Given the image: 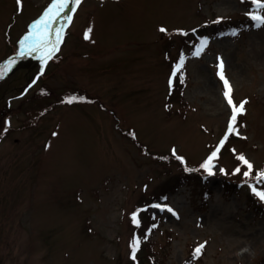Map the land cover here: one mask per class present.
Listing matches in <instances>:
<instances>
[{
	"label": "rangeland",
	"instance_id": "374dc122",
	"mask_svg": "<svg viewBox=\"0 0 264 264\" xmlns=\"http://www.w3.org/2000/svg\"><path fill=\"white\" fill-rule=\"evenodd\" d=\"M51 3L0 0V67L14 61L0 78V264H264V200L251 191H264V25L207 33L199 56L185 48L219 18L264 9L252 0H81L62 14L72 20L47 63L12 56ZM221 61L234 102L247 101L245 124L209 175L201 164L231 117ZM185 171L208 174L206 186L155 197ZM228 177L238 189L227 191ZM154 200L146 212L156 227L133 260L130 244L149 225L135 226L133 213Z\"/></svg>",
	"mask_w": 264,
	"mask_h": 264
},
{
	"label": "snow or ice",
	"instance_id": "6c2138e0",
	"mask_svg": "<svg viewBox=\"0 0 264 264\" xmlns=\"http://www.w3.org/2000/svg\"><path fill=\"white\" fill-rule=\"evenodd\" d=\"M17 3H20V0H17ZM72 3L73 7L71 11H75V6L79 5L81 3V0H52V3L48 6V8L44 11L42 16L37 19L31 26L28 33L24 36V38L20 41V45L22 48V51L20 55H24L25 52L27 54H31L33 52H40L41 60L43 63H47L49 59H51L52 55L59 50V45L62 42L64 29L67 26L68 23L71 22L72 16L71 15H62L65 13L66 9H69V4ZM252 3L255 5V7L259 9H264V0H252ZM251 20L256 22V26L259 27L261 25H264V15H261L259 11L257 12H250L248 13ZM58 21H63V23H60L58 27H53L54 24H57ZM161 32L166 31L165 29L161 28ZM91 32V29L88 30V32L85 33V39L89 38V33ZM233 35H236L235 32L232 33ZM207 44L206 40H202L200 45L196 48V51L194 55L199 56L205 45ZM14 63V61H9L6 65L0 67V78L7 73L11 65ZM183 57H181L179 63L176 64L175 69L172 73V76L175 77L178 72L181 71L183 68ZM219 72L218 76L220 80L223 82L224 91L223 96L227 102V104L231 108V117H230V123L228 125V134L236 133L239 134L236 131L235 123L237 120V116L242 114L245 111V104L247 101H241L239 105H237L233 98H232V86L230 85L228 79L224 76L223 73V62L221 61L219 64ZM171 84V79L169 81ZM69 103L72 101L69 100ZM227 140V135L220 141V145L214 150L208 158L204 161L203 164H201V168H203L209 175H212V168H213V161L217 158L220 147H222ZM173 154L175 155V150H173ZM177 159L182 160V157H177ZM239 160L243 162L244 165L247 166L248 171H245L243 175L245 177H249L252 174V164L243 156L240 155L238 157ZM223 171V170H221ZM241 170L240 168H236L235 172L239 173ZM258 181H264V171H261L257 175ZM251 191L259 197L260 200H264V191L258 190L255 187L251 188ZM159 207V205H157ZM171 211V209H169ZM132 221L134 224H139V221L137 219L136 213H133ZM131 247V257L133 260L136 259V252L138 251L140 247V240L138 238H134L130 244ZM203 248V245L198 246L195 249V254L199 255L201 250Z\"/></svg>",
	"mask_w": 264,
	"mask_h": 264
},
{
	"label": "trees",
	"instance_id": "16d2710c",
	"mask_svg": "<svg viewBox=\"0 0 264 264\" xmlns=\"http://www.w3.org/2000/svg\"><path fill=\"white\" fill-rule=\"evenodd\" d=\"M248 13H246L244 16L239 17V18H233V17L232 18H219L218 20H216V22L209 23L207 26H203V28H201V32H202L201 35L195 37V35L191 33V35L186 37L185 41H186V44L188 46H185V48L189 47L187 49H188V51L190 49L191 50V55H193L195 53V51H196V48L200 45V43L202 41V40H200L201 37L203 36V38L205 39V38H207V36H209L207 33H210V34L229 33V34L233 35L232 34L233 32L238 34L242 29L247 28L249 26H253L254 24H256V22L251 20V18L248 15ZM185 48H182L181 50H183ZM18 53H14V54H12V56H14V55H16ZM182 54H185L184 57L187 55L185 53V50L182 51ZM25 57L27 59L34 60L30 56H25ZM183 60H184V58H183ZM175 81H176V83H179L178 79L175 80ZM181 93H182V91H180V89H179V91L178 90L175 91L176 95L177 94H181ZM242 114H244V113H242ZM242 114L237 116L235 127L238 126L239 128H242L244 126L245 122L243 120ZM229 136H230V134L227 135V137H229ZM233 137H235V136L233 135ZM206 179H208V174H205V173L202 174L201 172L185 171V173L176 176L173 180H170L166 184L165 187L160 189V192L157 193L155 195V197H160L164 201V200L167 199L169 193H173L175 190H177L182 185H191L195 191H198V189H200L201 187L206 186L205 185V184H207V182L205 181ZM240 183H241V181L239 179H235V178L232 179V178H229V177L226 178V180L224 181L225 188L227 189V191L238 189V187H239L238 185ZM207 191H204L203 195H206L205 192H207ZM251 201L253 203V206L256 205V208L260 207V205L256 204V202H254L253 200H251ZM153 203H155V200L151 201L150 203L143 204L142 205V209L143 210L140 209L141 210V216L137 217V219L139 221V224L138 225L135 224V226L140 227L141 225L146 224V221H147V223L149 225L146 227V229L147 228L148 229L147 230L145 229V232L138 231L140 236L137 233V235L135 237L138 238L139 240H140L141 237L142 238H147V235L149 237L152 229H154L156 227L155 218L158 215L154 214V213H152L150 211L146 212V210H148L149 207L150 208L152 207ZM262 213H264V210L262 211ZM146 242L149 243L148 246H151V238L149 240H146ZM197 247H198V244L193 246L191 248V252H190V258H193L194 260L198 259L203 253V249H202L200 254L196 255L195 254V249ZM163 249L166 250L165 246H163V248L159 249L158 252L162 251ZM153 254H155V253L153 252ZM163 264H165V263H163Z\"/></svg>",
	"mask_w": 264,
	"mask_h": 264
}]
</instances>
